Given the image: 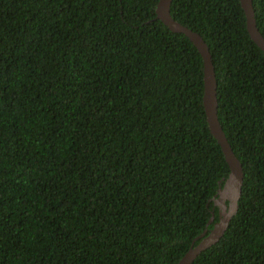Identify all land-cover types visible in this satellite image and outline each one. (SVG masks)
I'll return each mask as SVG.
<instances>
[{
	"label": "trees",
	"instance_id": "16d2710c",
	"mask_svg": "<svg viewBox=\"0 0 264 264\" xmlns=\"http://www.w3.org/2000/svg\"><path fill=\"white\" fill-rule=\"evenodd\" d=\"M156 2L0 0V264H176L218 219L229 166L203 60ZM170 13L209 47L243 168L236 211L191 264H264V51L240 0Z\"/></svg>",
	"mask_w": 264,
	"mask_h": 264
},
{
	"label": "water",
	"instance_id": "95a60500",
	"mask_svg": "<svg viewBox=\"0 0 264 264\" xmlns=\"http://www.w3.org/2000/svg\"><path fill=\"white\" fill-rule=\"evenodd\" d=\"M172 0H157L156 17L167 25L171 30L185 33L195 44L203 60V94L202 104L206 114L209 129L219 142L225 159L229 166L228 175L219 184L216 194L212 197L213 204L218 207V219L214 221L212 227L204 230L197 236L196 244L190 247L178 259L176 264H191L197 254L215 243L225 230L231 215L237 209V200L241 192L243 179V168L240 159L234 153L217 114L218 100L216 90L215 69L212 62L209 47L200 33L176 20L170 13ZM246 16V27L251 38L264 51V36L256 24L252 0H240ZM221 182V181H220ZM227 199V208L225 200ZM214 212L208 219L207 224L212 221Z\"/></svg>",
	"mask_w": 264,
	"mask_h": 264
},
{
	"label": "bare ground",
	"instance_id": "6f19581e",
	"mask_svg": "<svg viewBox=\"0 0 264 264\" xmlns=\"http://www.w3.org/2000/svg\"><path fill=\"white\" fill-rule=\"evenodd\" d=\"M227 202V199L225 200V203ZM226 208H227V203H226Z\"/></svg>",
	"mask_w": 264,
	"mask_h": 264
},
{
	"label": "flooded vegetation",
	"instance_id": "af4514ba",
	"mask_svg": "<svg viewBox=\"0 0 264 264\" xmlns=\"http://www.w3.org/2000/svg\"><path fill=\"white\" fill-rule=\"evenodd\" d=\"M217 212H218V210H217Z\"/></svg>",
	"mask_w": 264,
	"mask_h": 264
}]
</instances>
